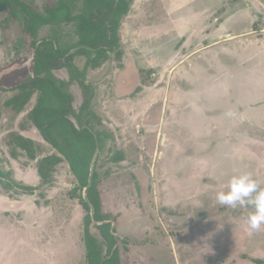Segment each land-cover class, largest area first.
<instances>
[{
	"label": "rangeland",
	"instance_id": "obj_1",
	"mask_svg": "<svg viewBox=\"0 0 264 264\" xmlns=\"http://www.w3.org/2000/svg\"><path fill=\"white\" fill-rule=\"evenodd\" d=\"M29 1L42 10L57 0ZM228 1H134L137 13L132 24L123 19V28L118 32L121 45L110 53V58L98 71L90 69L92 67L86 70L85 82L91 85L93 91L90 107L101 120L98 128L107 136L95 162L96 186L100 198L102 196L101 213L113 226L115 223L116 235L125 240L117 243L120 250L127 251L120 256L121 264H176L178 259L189 255L182 252V247L180 250V234L175 240V247L170 237L160 235V228H155V231L144 229L146 209L139 208L136 196L140 186L147 185L148 180L153 190L159 184L157 162L147 160L153 138L149 133L145 134L143 141L135 137L136 127L126 128L124 135L125 126L121 131L112 129L117 123L132 126L134 122H139L142 127L145 122L154 124L165 101L162 98L165 91L169 93L170 100L162 115L166 141L161 143L159 159L167 179L162 191L170 208L165 210L169 217L167 222L172 223L175 232L184 228V223H189L188 235L185 236L187 243H190V234L218 233L231 223L240 221L238 229L247 231L244 221L248 211L244 209L243 214L238 215L240 212L235 210L240 208L224 206V214L220 216L215 193L231 175L239 172L251 174L264 186V42H249V37L238 38L232 45L231 42L221 41L218 45L199 49L201 51L193 58H184L192 49L221 40L223 27L226 31L239 33L250 24V18L257 16L247 6L241 12L237 11L242 14L239 20L227 18L218 28L213 14L218 16ZM80 6L81 2L77 1L76 13ZM195 13L196 16H193ZM220 15L223 17L222 13ZM53 35L59 38L61 44L73 43L77 40L75 24L48 25L42 27L36 36L39 39ZM178 37L181 43L176 49ZM31 40L23 30L21 19H12L6 12H0V82L6 88L0 90V123L7 131L6 134L0 131V142L4 139V145L0 143L1 170H6V165L16 170L36 165V160L24 153L16 159L11 157V146L6 144V137L13 132L17 119L13 112L4 108V101L17 92L9 88L31 74ZM180 58L184 60L179 62ZM76 61L74 64L83 69L86 58L77 57ZM174 64V74L166 85L167 81H162V72L167 70L165 66ZM148 68L155 70L150 72ZM54 73L64 79L68 77L65 69ZM176 78H179L178 84ZM144 87L153 89L147 92ZM69 91L73 95V108L77 110L82 101L81 90L73 82ZM37 97L34 93L31 98ZM145 132L149 131L144 129ZM114 134L119 136V142ZM157 136L159 138L161 134ZM45 148L49 150L50 147ZM154 148L156 150L157 146ZM117 153L122 154L121 161L127 162L111 161L110 157ZM7 158L13 162L9 163ZM140 158L144 159L139 161ZM59 167L64 169L65 166L57 168L59 191L65 193L73 204L61 207L59 222V218H53L50 213L39 214L34 200H43L41 185L29 196L16 194L20 190L14 188L2 194L5 197L0 198V202L7 205L4 210L8 212L4 213L0 208V264L83 263L80 249L85 243L81 238L79 240L78 235L84 229L83 219L88 213L83 205L85 189L77 184L74 177H63ZM139 170L145 179L139 180L138 175L135 176L134 173H139ZM158 205L154 203L156 211L160 207ZM89 213L91 215V211ZM197 214L202 220H209L197 223ZM177 215L183 217L177 221ZM66 216L68 222L63 224ZM97 225L92 220L90 231L102 242ZM160 227L165 234L172 235L171 231L168 233L166 228ZM248 235L244 247L263 252L264 229L251 234L248 232ZM127 245L131 249L125 250ZM101 250L105 252L104 245ZM231 256L213 264H258L244 255Z\"/></svg>",
	"mask_w": 264,
	"mask_h": 264
},
{
	"label": "trees",
	"instance_id": "obj_2",
	"mask_svg": "<svg viewBox=\"0 0 264 264\" xmlns=\"http://www.w3.org/2000/svg\"><path fill=\"white\" fill-rule=\"evenodd\" d=\"M77 1L81 2L78 13L75 12ZM131 1L57 0L53 5L38 10L29 0H0V12H6L12 19H21L24 32L32 38L30 46L33 48L31 74L9 88L17 92L4 104L20 112L34 93L38 95L25 116V122L30 121L56 152L48 154L43 145L16 132L7 134L6 144L11 146L12 158L16 159L24 153L36 160L40 184H52L53 172L62 161H66L77 184L86 188L83 200L88 211L83 219L86 264H120L116 229L101 213L95 170L92 183L88 185L92 157L97 148L101 150L107 136L98 128L101 120L90 107L93 91L91 85L85 82V74L88 67L100 66L109 58V53L118 48L120 21L128 12ZM70 23L75 24L77 35L73 43L61 44L56 35L37 39L36 35L43 26ZM75 56L86 58L83 69L74 64ZM60 69L67 71V79L55 75L54 72ZM73 82L77 83L82 95L77 110L73 108V95L69 91ZM3 89L6 88L0 82V90ZM122 159L119 153L110 158L113 162ZM0 186V193L14 188L20 190L15 192L18 195H32L39 187L18 182L11 176L10 170L1 169ZM90 205L93 207L92 216ZM92 219L99 222L97 228L102 242L90 231ZM103 245L104 253L101 250Z\"/></svg>",
	"mask_w": 264,
	"mask_h": 264
},
{
	"label": "crops",
	"instance_id": "obj_3",
	"mask_svg": "<svg viewBox=\"0 0 264 264\" xmlns=\"http://www.w3.org/2000/svg\"><path fill=\"white\" fill-rule=\"evenodd\" d=\"M134 1H137V0L131 1L128 12L122 17L119 30H120V28H121V30L123 28V26H121L123 19H126L129 23L132 24L131 21H133V17L137 13V5H133ZM220 5H222V3ZM247 6L249 7V10L252 9L257 14V16H255L254 18H250V24L247 25V27L244 31H241L239 33H232L230 31H226L225 30L226 28L223 27L222 29H223L224 33H222V37H221L222 39L221 40L216 39V40L212 41L211 43L202 45L196 49H192L193 51L188 53L184 58H186V59L193 58L195 56V54H197L201 51L199 49H204L210 45H216V44L218 45L221 43V41H225L227 43L231 42L230 45H232L233 44L232 42L238 38L249 37L247 39V41H249V42L263 43L264 42V0H230V1H228V5L226 3H224V5L222 6L224 8V10L217 14L219 17L213 14V18L217 22V26L219 28L220 24H223V22L225 20H227V18H231L232 20L234 19L235 21L239 20L240 17L242 16V14L238 13L237 11L241 12V9H244V7L246 8ZM221 13H222L223 17L220 15ZM229 13L230 14L233 13V14L231 16H228ZM193 16H196V13ZM43 27H45V26H43ZM256 34H257V36L255 37ZM176 42H177V45L175 48L177 49L179 47V43H181V41L179 40V37L176 38L175 43ZM119 45H121V44H119ZM227 45H229V44H227ZM120 51H121V48H120ZM110 53H109V55H110ZM122 54H123V60H125L126 59L125 51ZM110 56H109V58H110ZM77 57L82 58L83 56H75V58H74L75 61L77 60ZM184 58H180L178 61L182 62L184 60ZM108 59L104 62H107ZM104 62L100 66H98L96 68H90V69H95L98 71L99 68H101L104 65ZM76 63H78V62L76 61ZM175 65L176 64H174L172 66H165L164 67V68H167V70L165 69L162 72V78H163L162 81H167L166 85H167L168 81L171 79L170 76H172V74H174V71H175L174 66ZM148 69L150 72H153L155 70L154 68L153 69L148 68ZM28 73L30 74L29 71H28ZM139 73H140L139 75L142 74L141 71ZM152 79H155V78H152ZM178 81H179V78H176L177 84H178ZM166 85L164 87L165 90H166ZM143 89L145 91L149 92V91H152L153 88L151 87V89H150L148 87H144ZM137 90H138V88H137ZM136 91L134 93V96L136 95ZM138 91H140V89ZM7 92H9V91H7ZM126 94H130V93H126ZM140 94H141V92H140ZM168 94L169 93H167L165 91V95L162 96V98L164 97L165 101H163L161 104V112L159 114L158 120L154 124L145 122L143 127H142L139 122H134L132 124V126L131 125L130 126L122 125V124H118V123L116 124V126H112V129L115 132L117 129H119L120 131H121V129L123 130L124 129L123 126H125V131L123 132V135L126 134V132H127L126 128L136 127L134 129V130H137V132L135 133V137L140 138L142 140V139H144L145 134L149 133V135H151V137L153 138V147H152L151 153L149 155V159H147V160H149L151 162L152 161L157 162V166H156V163L154 165L156 166V171H158L159 178L157 177V180L159 181V184L155 185V189L153 190V185H152L151 181L148 180L146 183L144 180L145 179L144 174L141 173L140 170H139V173L138 172L134 173L135 176H136V174L138 175L139 180L141 178H144L143 179L144 183L147 184V185L140 186V190H138L137 196H136L137 197L136 202L138 203L139 208L143 209V211H144V209H146V211H144L145 216H146V225L144 226V229H146L147 231H149V230L155 231V228H160V235L161 236L167 235L168 237H170L172 240V244H174L175 247H177V245L175 243L177 241V237L179 234L181 235L180 237H178L179 239H181V241L179 242L180 243V250L182 247V252L189 253V255L187 257H183L182 260L178 259L176 264H195V262H197L196 264H213V262H216V263L221 262L222 258L232 257L231 255H238V256L244 255L247 257L248 260H250L254 263L257 262L258 264L259 263L264 264V251L263 252L257 251L256 248H250L249 250H247V246L244 247L243 243L248 240L247 238H249V235H248V231L243 232V231H240V229H238V225L242 221L237 222V223H231L229 225V227H227L225 230H219L218 233H214V234H206L205 233L204 235H201L200 233H198V234L195 233L194 235L190 234L189 235L190 243H187L185 240V236L188 235V234H186V232H187V228L189 226V223H184L183 224L184 228H181L180 231L177 230V232H175L173 230V226H171L172 223L167 222L166 219L169 217L166 216L165 210H166V208L167 209H170V208L168 207L169 205H168L166 198H163V195H162L163 187L165 186V182L167 179L165 178L164 172L162 171V168H161V161L159 159V157H160L159 151H160L161 143L165 144V141H166V139L164 137V127H162V115H163L164 109H166V107L168 106V102L170 100L168 98ZM131 95H129V96L131 97ZM7 99H9V98H7ZM34 104H35V98H31L30 101L25 105L24 109L20 112H16V111L12 110L10 107L5 106V104H4V106H5L4 108L13 112V116L16 117V119H17V124H15L16 126L14 128H12V131L19 133V134L23 135L24 137L31 138L34 141H36L37 143H40L41 145H43L44 147H47V146L50 147L49 150L46 149V153H48V154L54 153L56 151L54 149H52L51 146L49 144H47L42 139L37 128L34 125H32L30 121L25 122V120H26L25 116L27 115L28 111L33 107ZM22 123L24 124V126H21ZM119 125H122V127H120ZM144 129H146V131L148 130L149 132L144 133ZM153 130H154V132H153ZM159 130H160L161 136L158 138L157 135H160L158 133ZM0 131L1 132L4 131L5 134L7 133V131L4 130V126H3L2 122L0 123ZM141 131H142V133H144L143 135H141L142 134ZM114 137H116L118 142L120 141L118 138L119 136L117 134H114ZM247 137H250V136L248 135ZM252 137H255V136H252ZM257 137H258V141H259L260 138H259V136H257ZM0 143L2 145H4V139ZM118 145H120V143ZM155 146H157L156 150L154 148ZM97 156H98V153H97ZM141 159L143 160L144 158H140L139 161H141ZM7 160L9 161V163L13 162L11 158H7ZM126 162H127V160L119 161L118 163H126ZM6 163H7V161H6ZM59 165L65 166L64 169L59 167V170L62 171V173H63V177H67V176L73 177V175L70 172L68 163L66 161H62ZM57 168H58V166H57ZM57 168H56V171L53 172L52 184H43L42 185V184H40V177L38 176L35 165H32V166L29 165L28 167H25L24 169L18 168L17 170L13 166L10 167V166L6 165V170L11 171V176L16 181H19L21 183L28 184V185H34V186L41 185L42 186L43 191H44V192H42L44 194L43 200L42 201H40V199L34 200L36 207L39 208V214H41L42 212L43 213H45V212L50 213L53 218H56V219L59 218V220L57 221V222H59L60 221L59 211H60L61 207L72 206L73 204H72L71 200L65 195V193L59 191L58 183L56 182V177H58V171H57L58 169ZM152 190L155 193V196L152 194ZM3 193L4 192L0 193V198H2V199L5 197L4 195H2ZM54 194H57L56 197H54ZM25 195L29 196L28 194H25ZM101 199H102V196L100 198V201H101ZM139 202H140V205H139ZM156 202L160 205V207L158 208V211H156V209L154 207V203H156ZM141 205H142V207H141ZM6 206L7 205L4 202L3 203L0 202V208H2L4 213L8 212V211L4 210V209H6ZM219 208H220V212H221L220 216H221L224 214V212H223L224 206H219ZM244 209L245 208H240V210H235V211H239L240 213L238 215H242ZM177 211L178 210H176L175 213H177ZM246 211H248V210L246 209ZM160 213H161V217H160ZM71 216H72V212L70 213V217ZM39 217H40V215H39ZM182 217L183 216L177 215V221H179ZM61 218H64V217H61ZM68 219L69 218L66 216L64 218L63 224L67 223ZM163 219H164V221H163ZM208 220H202V217H200L199 214H197V218H196L197 223L198 222H207ZM164 222H166V223H164ZM161 225L164 227V229L166 228L168 233H169V231H171L172 235L167 234V233L165 234L163 228L160 227ZM192 226H190V227L192 228ZM114 227L116 229L115 223H114ZM206 235L208 236V238ZM210 235H213V236L210 237ZM78 236H79V240L81 238V240L84 242V240H83V229L79 231ZM119 240L121 241V243H122V241H125L124 239H121L120 237H118V241ZM182 240H184V243H182ZM253 245L256 246L255 243ZM261 245H262V242L260 243V246ZM127 247H128V249H125V250L131 249L130 245L129 246L127 245ZM118 249H119V255L120 256L122 255V253L127 252L124 250H120L119 246H118ZM80 252H81L80 254L83 258L82 264H86V247H85V245L83 246V248L81 246ZM120 264H121V262H120Z\"/></svg>",
	"mask_w": 264,
	"mask_h": 264
},
{
	"label": "clouds",
	"instance_id": "obj_4",
	"mask_svg": "<svg viewBox=\"0 0 264 264\" xmlns=\"http://www.w3.org/2000/svg\"><path fill=\"white\" fill-rule=\"evenodd\" d=\"M220 206L245 208L246 230L251 234L264 229V186L247 172L231 175L215 193Z\"/></svg>",
	"mask_w": 264,
	"mask_h": 264
},
{
	"label": "water",
	"instance_id": "obj_5",
	"mask_svg": "<svg viewBox=\"0 0 264 264\" xmlns=\"http://www.w3.org/2000/svg\"><path fill=\"white\" fill-rule=\"evenodd\" d=\"M97 153H98V148H97L94 156L92 157V160H91V163H90V172H89L88 185H90L92 183V177H93V173H94V168H95V162H96V158H97ZM84 189H86V188H84ZM85 195L86 194L84 192V198H86ZM90 207H91L90 211H91V216H92V214H93V207L91 205H90ZM94 222H96V221H94ZM97 223L99 224V222H97Z\"/></svg>",
	"mask_w": 264,
	"mask_h": 264
}]
</instances>
